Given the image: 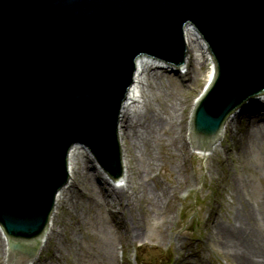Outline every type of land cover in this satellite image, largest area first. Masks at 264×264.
<instances>
[{
	"label": "water",
	"instance_id": "water-1",
	"mask_svg": "<svg viewBox=\"0 0 264 264\" xmlns=\"http://www.w3.org/2000/svg\"><path fill=\"white\" fill-rule=\"evenodd\" d=\"M195 29L216 64L191 135L196 148L213 150L195 151L205 159L230 146L245 105L264 103V0H0V225L10 264H30L42 244L32 264L48 254L79 145L128 185L121 129L142 82L139 63L175 69L162 60L184 66L177 79L187 75Z\"/></svg>",
	"mask_w": 264,
	"mask_h": 264
},
{
	"label": "rangeland",
	"instance_id": "rangeland-1",
	"mask_svg": "<svg viewBox=\"0 0 264 264\" xmlns=\"http://www.w3.org/2000/svg\"><path fill=\"white\" fill-rule=\"evenodd\" d=\"M194 65L195 71L190 63L191 75L187 74L179 79L174 71L156 69L148 87L149 95H144V105L159 110L162 103H165L164 112L168 113V105L174 99L173 115L178 124L175 134L173 130L170 136L162 132V137L151 138L147 146L143 143L135 144L131 136L125 138L128 158L137 168L134 178L139 172L138 181L142 184L149 182V188L154 192V197L149 194L147 201L142 200L139 205H149L153 200H158L160 204L156 215L153 214L143 224L144 229L141 231L146 234L144 240L130 243L122 237L123 230L117 216L113 215V222L103 205L109 204L110 199L103 200L101 208L90 206L88 210L79 201L76 207L72 200L71 208L63 206L59 209L60 222L54 225L59 224L60 236L51 238L49 252L42 254V262L105 264L102 251L110 242L115 252L117 248V264H173L183 251L198 253L206 264H236L235 256L232 252L227 253L228 247L224 243L216 245L210 242L207 246L205 223L212 210H216L221 217L229 209L235 217L242 210L244 202L253 207H264L263 172L259 170L263 157L255 154L240 156L238 146L234 145L231 129L230 151L226 156L221 152L223 155L208 154L204 159L191 149L187 139L188 120L195 98L207 83L210 62ZM242 125L243 128L238 130L240 132L246 127L245 119L242 120ZM172 136L177 138L174 139V155L168 144ZM150 158L151 163H154L152 165L149 164ZM231 177L244 179L248 183L247 189L236 192L233 200L225 188ZM126 201L127 199L118 197L112 202L115 206H123L124 217L132 226L133 220ZM230 201L233 202L232 205L229 204ZM135 219L142 222L145 216L137 211ZM163 221H167L169 229L171 228L173 240H161ZM227 221L228 218L223 217L221 223L226 225ZM143 242H148L150 246L143 248ZM178 242L182 243V251L178 250ZM152 243L155 246H151ZM57 246L61 248L60 255L56 253ZM4 256L5 244L0 237V264L4 263Z\"/></svg>",
	"mask_w": 264,
	"mask_h": 264
},
{
	"label": "bare ground",
	"instance_id": "bare-ground-1",
	"mask_svg": "<svg viewBox=\"0 0 264 264\" xmlns=\"http://www.w3.org/2000/svg\"><path fill=\"white\" fill-rule=\"evenodd\" d=\"M188 37L195 54L194 63H191L192 70L195 71L194 64L197 65V63L208 61L210 64H212L206 43L203 41V39H200L197 31L193 30L188 34ZM139 64L141 75L138 77L137 81L142 82L121 129V134L124 141L126 137L131 136L135 140V144L143 143V145L147 146V143L151 138L155 139L162 137V132L167 136H170V132L173 130L175 134L178 124L176 122L175 116L173 115L175 106L173 103L174 99L168 105V107H170L169 113L164 112L163 105L165 103H162V107L159 108V110L153 109L149 105H144V95H149L148 87L150 85L151 76L154 71L156 69L170 68L152 61L142 62ZM189 68L190 63H188V74L191 72V69ZM214 79L215 74L212 65L210 66L206 85L208 83L211 84ZM153 95L154 94H152V96ZM200 99L201 97L199 96L195 100L193 109L191 111V135H194L193 128L195 103L200 101ZM164 100L165 99H163V101ZM154 112H156L155 115ZM243 119L246 120V127L240 132L238 130L243 128ZM230 129L234 139V145L238 146L237 151L240 156H251L255 154L263 157L259 170L260 172H263L262 180H264V103L245 105L242 119L236 117ZM179 136L181 138V135ZM174 139L177 140L176 137L172 136V140L170 139L168 142V144L171 146L173 155L175 154L173 149L176 145V141ZM229 151L230 149L227 147L215 154V156L222 153L224 156H226V153ZM72 159L75 174L74 188H68V194H59L54 224H56V222H60L59 209L63 206L71 208L72 200L75 201L74 204L76 207H78L79 201L81 206H83L85 210H88L90 209V206H97L98 208H101L102 202H104L103 200L110 199L111 201L108 200L109 204L103 203V205L107 214L112 217L113 222V215L117 216V220H119L121 229L123 230L122 237L130 243L137 240H144L146 234L141 231L144 229L143 224H146V220H148V218L150 219L153 214L156 215L157 211L160 210V204L158 200H153L149 205H143L142 203L139 205V202H142V200L147 201V196H149V194H153L152 196L154 197V192L149 188V182L146 181L145 184H142L140 181H138L139 172L137 173L138 176L134 178L136 167L131 163L128 155V185H118V180H112L111 176L108 174H103L102 168L96 161L93 154L89 151V149L81 145H79ZM151 161L152 159L150 158L149 164H154L153 162L151 163ZM247 187L248 183L244 179L236 177H231L229 183L225 186L227 193L229 197L232 198V200L236 192H244ZM262 193L264 196V190ZM118 197L127 199L126 205L128 206V211L133 220L132 226H130L126 220V217H124L123 206H115V203L112 202ZM232 203L233 202L230 201L229 204L232 205ZM137 211L142 212L145 216V219L142 222L135 219ZM223 217L228 218L226 225L221 223ZM205 224L207 233L205 243H207V246L210 242L215 243L216 245H218L219 242L224 243L228 247L227 253L232 252L231 254L235 256L234 261L236 264H264L263 206L253 207L251 204L247 205L246 202H244L242 210L238 212L235 217L229 209H226V212L221 214V217L216 210H212ZM162 225L161 240H173L174 236L170 230L171 228L169 229L167 221H163ZM54 226L51 238H58L60 236L59 224L55 227ZM3 232L6 239L9 240L6 232L4 230ZM3 232L0 228V237H2L6 248V239L3 235ZM178 244V250L182 251V243L178 242ZM188 244L189 243H187V245ZM148 246H150L148 242L142 243L143 248ZM151 246L155 245L152 243ZM60 251V246H57V255H60ZM115 253H117V248L115 252V250H113L112 243L109 242L107 247H105L102 251L104 256L103 263L117 264ZM4 264H10L9 257L7 261L4 262ZM41 264H51V262L45 260ZM173 264H206V261L200 255H198V253H187L186 251H183L181 256H179L175 262H173Z\"/></svg>",
	"mask_w": 264,
	"mask_h": 264
}]
</instances>
